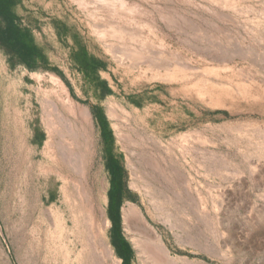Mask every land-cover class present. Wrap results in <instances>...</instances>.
I'll list each match as a JSON object with an SVG mask.
<instances>
[{
    "label": "rangeland",
    "instance_id": "obj_1",
    "mask_svg": "<svg viewBox=\"0 0 264 264\" xmlns=\"http://www.w3.org/2000/svg\"><path fill=\"white\" fill-rule=\"evenodd\" d=\"M14 2L38 52L31 70L0 48V264H68L75 238L60 211L62 183L42 169L51 139L45 113L56 122L65 100L89 114L116 258L111 159L122 168L120 233L131 264L126 203L143 211L173 256L264 264V0ZM111 49L141 52L169 71L121 61ZM145 151L182 167L184 229L133 186Z\"/></svg>",
    "mask_w": 264,
    "mask_h": 264
},
{
    "label": "bare ground",
    "instance_id": "obj_2",
    "mask_svg": "<svg viewBox=\"0 0 264 264\" xmlns=\"http://www.w3.org/2000/svg\"><path fill=\"white\" fill-rule=\"evenodd\" d=\"M145 48L149 49V46ZM111 52L121 61L126 58L138 64L141 60L142 63H149L154 69L169 71L166 61L165 64L154 62L152 58L142 61L141 52L138 55L134 50L119 53L111 49ZM56 107L59 112L56 122L49 121L51 111L45 113V123L51 133V139L47 142L49 152L43 156L42 169L46 172L55 171L56 179L62 183L60 211L65 218L69 217L72 224L71 232L75 238L71 241L73 245L70 248L71 252H67L66 262L121 264L122 261L115 257L107 238L110 227L105 210L107 184L103 167L96 162V142L89 114L67 100ZM110 110H113V107ZM149 142L154 152L161 149L159 143L151 139ZM50 148H53V151ZM156 157L145 151L138 160L136 159L143 168V177L141 180L138 176L139 170H135L132 173L133 186L143 187L145 194L152 199V204H158L160 211L162 208H169L163 211L164 216L170 220L169 222L178 223L179 229H184L186 213L183 207L188 197L182 167L168 161L164 165ZM127 161L131 162L132 158H127ZM154 182L162 188L160 192ZM169 210L174 212L168 214ZM63 216L60 214V221L64 222ZM122 221L125 236L136 250L135 264H200L173 256L162 236L136 205L126 203L123 206Z\"/></svg>",
    "mask_w": 264,
    "mask_h": 264
},
{
    "label": "trees",
    "instance_id": "obj_3",
    "mask_svg": "<svg viewBox=\"0 0 264 264\" xmlns=\"http://www.w3.org/2000/svg\"><path fill=\"white\" fill-rule=\"evenodd\" d=\"M14 0H0V48L13 59L33 70L36 68L37 48L29 41L27 33L19 27V16L13 8ZM111 186L109 190V214L114 230V243L122 264H131V249L120 233L122 206V168L115 159L109 163ZM114 208V215H113Z\"/></svg>",
    "mask_w": 264,
    "mask_h": 264
}]
</instances>
